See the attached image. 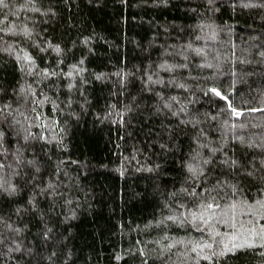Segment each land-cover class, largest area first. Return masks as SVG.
<instances>
[{"label":"trees","instance_id":"1","mask_svg":"<svg viewBox=\"0 0 264 264\" xmlns=\"http://www.w3.org/2000/svg\"><path fill=\"white\" fill-rule=\"evenodd\" d=\"M5 5L0 264H264V0Z\"/></svg>","mask_w":264,"mask_h":264},{"label":"snow or ice","instance_id":"2","mask_svg":"<svg viewBox=\"0 0 264 264\" xmlns=\"http://www.w3.org/2000/svg\"><path fill=\"white\" fill-rule=\"evenodd\" d=\"M0 6H6L5 5V0H0ZM212 91L215 92V94L217 96H221V93L219 91H216L215 89H213ZM222 99H226V97H221ZM0 111H3V110H0ZM233 112L236 114V115H240V113L236 112L235 109H233ZM0 135H2V133H0ZM234 163V162H233ZM205 247H209V245H205ZM223 254V253H222Z\"/></svg>","mask_w":264,"mask_h":264}]
</instances>
